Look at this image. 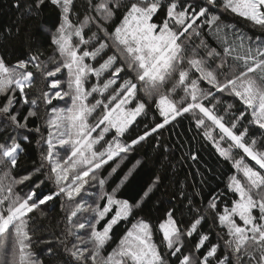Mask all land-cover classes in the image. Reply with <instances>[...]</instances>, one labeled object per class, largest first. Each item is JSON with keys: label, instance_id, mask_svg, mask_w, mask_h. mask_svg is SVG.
<instances>
[{"label": "snow or ice", "instance_id": "snow-or-ice-1", "mask_svg": "<svg viewBox=\"0 0 264 264\" xmlns=\"http://www.w3.org/2000/svg\"><path fill=\"white\" fill-rule=\"evenodd\" d=\"M85 4L77 11L76 0H12L16 26L0 28L6 42L45 8L58 13L56 25L42 20L39 28L52 55L42 58L32 40L15 62L0 52V264H264V0ZM224 14L260 34L225 23ZM186 114L233 171L206 209L179 191L195 214L181 227L175 205L155 222L138 215L159 174L123 197L143 161L120 170L137 146L151 139L159 148L162 133ZM33 141L39 162L20 174ZM188 156L198 160L195 151ZM56 201L64 225L43 241L42 255L33 247L34 217ZM121 222L126 230L110 247Z\"/></svg>", "mask_w": 264, "mask_h": 264}, {"label": "trees", "instance_id": "trees-1", "mask_svg": "<svg viewBox=\"0 0 264 264\" xmlns=\"http://www.w3.org/2000/svg\"><path fill=\"white\" fill-rule=\"evenodd\" d=\"M11 5L12 0H0V28L11 27L14 29L16 26L18 12ZM84 7H86L85 0H76L77 11H82ZM57 17V10L48 7L44 9L41 17L24 20L20 23V35L9 38L6 42L0 40V44L3 45L0 47V52L11 53L10 59L15 62L17 56L22 55L27 50L26 41L32 40V46L44 54L42 58L52 55L53 48L50 46L49 36L40 32L39 28L42 20L49 26L56 25ZM222 18L225 23L236 24L248 34H260L258 27L251 26L242 18L227 17L225 14ZM73 20H75V17H73ZM206 39L213 47H217L213 37L206 36ZM195 43H199V41L197 40ZM225 99L229 98L225 97ZM150 118L149 116L148 119ZM2 141L3 136H0V142ZM160 145L159 148H155L150 139L147 143L137 146L129 161H125V164L121 166V172L126 171L127 167L135 162V159L142 160L143 166L138 169L130 185L121 190L120 195L123 197L135 196L152 177L153 173H157L162 177V183L138 215L151 218L155 222L158 216H162L165 209L175 205L176 218L178 221H182L181 227H186L195 214H189L185 206L187 201L179 197V191L183 189L196 201L201 209H206L207 201L212 196L225 192L227 177L233 170L218 156L211 144L204 140L189 114H186L183 118H178V122L174 127L170 126L169 130L162 133ZM165 147L167 152L164 150ZM190 151L196 152L198 160L189 159L188 153ZM26 152L27 155L22 157L19 165L18 172L20 174H25L24 170H31L35 166L34 162H39L35 141L26 145ZM105 168L108 169V166H105ZM40 178L43 179V177ZM113 179L118 182L117 178L114 177ZM202 180L204 183H201ZM196 192H199L200 195H194ZM223 206L221 204V209ZM43 211L44 215L35 214L33 223L35 230L33 247L42 255H44L47 248V244L43 241L51 239L53 232L59 234L61 228H63V217L65 216V213L61 210L60 201H56L54 206L51 204L44 206ZM212 222L213 218L209 214V218L204 221L202 229L207 231ZM125 230L124 222L114 228L113 241L110 247L116 245ZM155 239L159 242L160 236L157 235ZM194 243L195 238L185 239V250L191 249ZM44 258L51 259L46 255Z\"/></svg>", "mask_w": 264, "mask_h": 264}, {"label": "rangeland", "instance_id": "rangeland-1", "mask_svg": "<svg viewBox=\"0 0 264 264\" xmlns=\"http://www.w3.org/2000/svg\"><path fill=\"white\" fill-rule=\"evenodd\" d=\"M227 17H232V16H234V15H232V14H225ZM249 23V22H248ZM250 25H251V23H249ZM252 26V25H251ZM89 63H96V62H93V61H88ZM98 66V65H97ZM92 83H95V77H91L90 78V81H89V87L91 86V84ZM203 86H205V87H207V85H203ZM179 95H182V93H179L177 96H176V98L177 99H179ZM109 139H110V137H109Z\"/></svg>", "mask_w": 264, "mask_h": 264}]
</instances>
